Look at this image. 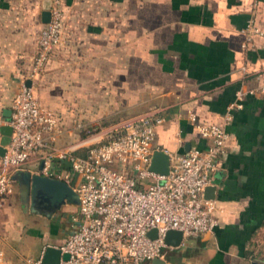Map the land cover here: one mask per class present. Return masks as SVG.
I'll use <instances>...</instances> for the list:
<instances>
[{"label": "crops", "instance_id": "0c3cea01", "mask_svg": "<svg viewBox=\"0 0 264 264\" xmlns=\"http://www.w3.org/2000/svg\"><path fill=\"white\" fill-rule=\"evenodd\" d=\"M47 1L0 0V117L10 115L29 80L57 116V148L82 153L87 129L99 120L141 111L164 118L156 125L160 148L205 147L189 114L219 122L237 90L264 83V37L243 46L241 32L251 18L264 27V0H63L64 42L31 80ZM232 114L209 184L218 223L164 252L168 264H264V93H245ZM39 167L37 154L21 171ZM76 209L65 203L50 216L27 211L15 180L0 205V249L16 262L25 255L17 247L24 235L40 238L32 257L62 244Z\"/></svg>", "mask_w": 264, "mask_h": 264}, {"label": "built area", "instance_id": "2783aa9c", "mask_svg": "<svg viewBox=\"0 0 264 264\" xmlns=\"http://www.w3.org/2000/svg\"><path fill=\"white\" fill-rule=\"evenodd\" d=\"M50 17L37 36V51L27 77L39 76L54 50L63 44L65 11L63 0H52ZM243 46L255 37H264V27L249 19L241 29ZM245 93H264V83L236 91L221 121L201 120L190 113L193 127L207 140L205 147L193 146L184 152H170L155 144L156 125L164 118L141 111L118 119L108 126L87 129L86 149L57 148L56 114L40 102L31 84L22 82L8 117L0 126L12 128L10 142L0 157V205L13 192L16 170H23L33 155L39 154L42 175L59 178L77 192L79 203L70 215L71 230L57 246V264H150L153 258L177 246L166 243L169 229L182 232L179 246L189 236L210 232L218 223V205L204 197L212 183L219 159L230 137L227 125L232 109L240 106ZM169 154L170 169L160 174L149 169L152 153ZM68 161L63 168L57 160ZM156 229V236L147 232ZM46 246L36 257L20 255L12 261L0 249V264H48L42 260ZM64 253L68 257L63 256Z\"/></svg>", "mask_w": 264, "mask_h": 264}, {"label": "water", "instance_id": "95a60500", "mask_svg": "<svg viewBox=\"0 0 264 264\" xmlns=\"http://www.w3.org/2000/svg\"><path fill=\"white\" fill-rule=\"evenodd\" d=\"M52 0L44 2L41 11V21L47 22L50 17L49 8ZM29 85V80L26 82ZM12 128L9 125L0 126V155L5 152V146L10 142ZM149 169L160 174H167L170 169L169 154L162 149H155L152 153ZM13 178L19 184L21 204L26 210L50 216L63 204H78L79 197L73 187L62 179L54 178L40 173H30L18 170L14 172ZM215 185H208L204 189V197L213 199ZM147 234L150 237L156 236V229H150ZM182 239V232L177 229H169L166 232L165 241L173 246H179ZM60 249L54 245H47L44 249L42 260L48 264H57L60 258ZM65 258L68 257L64 253ZM150 264H166L162 258H153ZM259 264V263H254Z\"/></svg>", "mask_w": 264, "mask_h": 264}, {"label": "rangeland", "instance_id": "374dc122", "mask_svg": "<svg viewBox=\"0 0 264 264\" xmlns=\"http://www.w3.org/2000/svg\"><path fill=\"white\" fill-rule=\"evenodd\" d=\"M120 118L115 119H108V120H99L97 125H94L92 128L94 130H100V128L105 127L115 121H117ZM39 241L40 238L36 237H28L27 235H24L22 239L18 242L17 247L24 253L25 255H35L37 252V249L39 247Z\"/></svg>", "mask_w": 264, "mask_h": 264}]
</instances>
